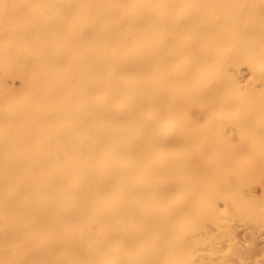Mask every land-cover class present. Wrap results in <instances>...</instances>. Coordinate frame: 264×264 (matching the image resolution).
<instances>
[{
    "label": "bare ground",
    "instance_id": "bare-ground-1",
    "mask_svg": "<svg viewBox=\"0 0 264 264\" xmlns=\"http://www.w3.org/2000/svg\"><path fill=\"white\" fill-rule=\"evenodd\" d=\"M259 256L264 0H0V264Z\"/></svg>",
    "mask_w": 264,
    "mask_h": 264
},
{
    "label": "rangeland",
    "instance_id": "rangeland-1",
    "mask_svg": "<svg viewBox=\"0 0 264 264\" xmlns=\"http://www.w3.org/2000/svg\"><path fill=\"white\" fill-rule=\"evenodd\" d=\"M248 216H249V218H248ZM248 216H247L246 219L244 218V217H246V216H243V218H241L242 221L240 220V222H239V224H240V226H241V229H242V228H244V229L246 228V230H243V229H242V232H243V231H244V232L247 231L249 227H251L250 229H252L253 227H255L256 224H258V223H255V221H256L255 218L250 217L251 215H248ZM243 219H245V220H243ZM251 219H252V220H251ZM253 219H255V220L253 221ZM256 222H257V221H256ZM242 226H243V227H242ZM241 229H240V230H241ZM244 232H243V234H244ZM241 234H242V233H241V231H240V236H243V235H241ZM256 260H257V263L260 262L259 264H262L261 261H263L264 259H262L261 256H259V257H257ZM259 260H260V261H259ZM252 264H253V263H252Z\"/></svg>",
    "mask_w": 264,
    "mask_h": 264
}]
</instances>
